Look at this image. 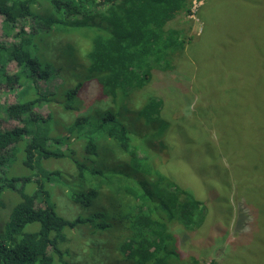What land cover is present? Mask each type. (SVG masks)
Returning a JSON list of instances; mask_svg holds the SVG:
<instances>
[{
  "label": "trees",
  "instance_id": "16d2710c",
  "mask_svg": "<svg viewBox=\"0 0 264 264\" xmlns=\"http://www.w3.org/2000/svg\"><path fill=\"white\" fill-rule=\"evenodd\" d=\"M187 2L0 0L4 37L14 41H0V84L19 88L15 104L0 102V210L5 191L19 196L0 235V264H76L72 244L77 247L80 241L75 237L74 243L70 235L82 229L94 238L115 239L111 256L98 250L102 264H186L168 227L180 224L198 231L208 206L164 174L147 146L123 123L124 119L134 125L144 123L143 141L157 138L155 126L165 133L171 125L162 119L164 99L150 97L137 111L127 108L133 103L131 96L149 85L154 75L170 78L174 73L187 45L175 22ZM29 18L36 28L28 34ZM53 34L65 39L78 36L89 44L83 55L89 63L85 78L65 90L62 83L55 94L43 91L40 83L60 76L62 67L57 72L34 43L36 36L50 44ZM78 38L71 45L63 44L64 55L77 49ZM10 62L17 64L14 74L7 71ZM87 82L97 85L106 109L79 114L72 122L57 120L54 111L47 116L38 111L55 97L64 100L65 111L79 109L75 105L81 103ZM2 116L18 121L20 127L3 131ZM19 153L27 176L11 173L12 160ZM64 160L71 173L47 168L51 161ZM134 180L140 185H133ZM31 182L35 187L28 192ZM60 190L81 211L76 218L57 212L55 192Z\"/></svg>",
  "mask_w": 264,
  "mask_h": 264
},
{
  "label": "rangeland",
  "instance_id": "374dc122",
  "mask_svg": "<svg viewBox=\"0 0 264 264\" xmlns=\"http://www.w3.org/2000/svg\"><path fill=\"white\" fill-rule=\"evenodd\" d=\"M33 26L36 28L29 18L25 28L28 34L33 33ZM175 27L182 30L187 45L174 73L170 78L154 75L149 85L131 96L133 103L127 108L137 111L150 97L164 99L162 119L171 125L165 133L155 126L157 138L145 141L144 123L134 125L124 119L123 125L147 146L164 174L208 206L198 231H188L180 224L168 227L186 264H191V259L198 264H264V0H188ZM76 38L53 34L49 44L35 36L39 54L53 63L57 72L62 67L60 76L41 81L43 91L55 94L62 83L65 90L85 78L89 63L84 56L89 44L78 38L81 44L70 47L77 48L69 51L71 56L62 53L63 44L71 45ZM0 41L14 42L4 37L1 16ZM17 70L15 62L7 65L9 74ZM86 85L79 96L81 103L75 105L79 109L65 111L64 100L55 97L38 111L43 116L54 111L57 120L72 122L79 114L106 109L107 102L100 98L97 85ZM18 91V87L11 90L0 84L1 104H15ZM16 127H20L18 121L2 116L3 131ZM21 157L19 153L12 160L11 173L27 176ZM52 162L47 168L72 172L65 160ZM132 184L140 185L137 180ZM27 186L29 192L35 184ZM60 191L55 192L57 212L67 219L76 218L81 211L62 195L65 191ZM18 198L10 190L3 194L0 235ZM70 237L74 243L75 237L80 241L77 247L72 244L76 264H102L103 258L97 253L100 250L112 255L113 237L94 238L86 229Z\"/></svg>",
  "mask_w": 264,
  "mask_h": 264
}]
</instances>
